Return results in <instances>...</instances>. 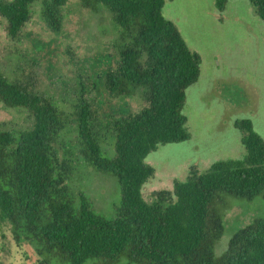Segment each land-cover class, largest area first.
<instances>
[{
  "label": "trees",
  "instance_id": "1",
  "mask_svg": "<svg viewBox=\"0 0 264 264\" xmlns=\"http://www.w3.org/2000/svg\"><path fill=\"white\" fill-rule=\"evenodd\" d=\"M36 0H0V17L11 40H20ZM67 0H42L41 17L59 31ZM104 7L120 34L118 60L93 67L111 97L143 92L146 106L111 121L113 146L107 150L96 130L84 87L77 98L56 105L30 84L0 71V102L21 107L32 118L16 134L0 130V225L16 248L30 247L34 264H264V220L238 228L224 252L214 246L224 232L225 197L264 200V141L249 119L235 122L245 155L190 168L172 190L146 202L142 185L154 174L144 162L158 145L189 138L183 113L185 89L198 80L200 55L191 51L175 25L163 16L165 0H80ZM228 0H214L218 12ZM264 22V0H248ZM41 56L50 43L32 39ZM32 61V60H31ZM83 86V84H81ZM115 177V216L98 212L72 184L79 167Z\"/></svg>",
  "mask_w": 264,
  "mask_h": 264
},
{
  "label": "rangeland",
  "instance_id": "2",
  "mask_svg": "<svg viewBox=\"0 0 264 264\" xmlns=\"http://www.w3.org/2000/svg\"><path fill=\"white\" fill-rule=\"evenodd\" d=\"M41 7L42 0L31 4L20 40L7 36L0 17V71L27 82L58 106L77 98L84 87L96 130L111 150V121L146 106L141 90L111 97L103 86V71L97 78L99 92L93 83L94 66L106 64L109 58L114 67L118 60L115 44L120 34L111 13L102 6L93 10L80 0H67L60 10L61 29L53 31L43 21ZM162 13L187 47L200 55L201 63L198 80L185 89L183 113L189 138L158 145L144 158L154 169L141 189L148 203L155 199L154 192L171 191L174 180H184L192 167L204 172L215 161L242 158L245 149L236 121L249 119L264 141V22L248 0H228L222 12L216 10L214 0H165ZM32 39L50 43L52 55L41 56ZM31 124L25 109L0 102V130L16 134ZM72 184L84 191L98 212L115 216L120 198L115 177L80 166ZM224 200L220 207L224 232L215 243V255L224 252L235 230L257 218L264 220L260 195ZM36 259L28 245L16 248L8 228L0 225V264H34Z\"/></svg>",
  "mask_w": 264,
  "mask_h": 264
}]
</instances>
